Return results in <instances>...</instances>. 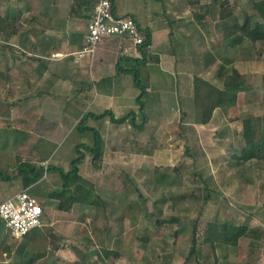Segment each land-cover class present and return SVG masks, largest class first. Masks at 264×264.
Here are the masks:
<instances>
[{"label":"rangeland","instance_id":"rangeland-1","mask_svg":"<svg viewBox=\"0 0 264 264\" xmlns=\"http://www.w3.org/2000/svg\"><path fill=\"white\" fill-rule=\"evenodd\" d=\"M178 1L118 0V9L146 8L150 13L156 6L162 7V19L165 18L163 15L172 18V9L176 10L181 4ZM194 1L185 0L188 10L186 19H190L191 14L194 18V11L200 9V4ZM229 1L234 12L231 21L243 22L245 12L258 16L252 7L253 0ZM200 2L212 6L209 17L205 22L193 20L185 24L192 35L179 38L180 43L176 45L175 53L183 55L178 65L184 73L178 75V69L173 72L165 66L162 68L164 71L156 72L152 95L165 99L162 102L165 104L146 110L148 120L144 132H140L142 140L132 137V126L131 133L128 132L131 140L128 143L130 180L124 173L125 200L122 210H119L121 213L110 218L113 222L111 230L108 229L110 234L102 230L107 222L103 216L104 208L97 210L89 206L87 213L83 214L85 208L77 206L72 209L69 218L54 220L56 228L66 223V237L58 240V235L49 233L45 236L47 241L35 248L38 264H94L98 260L99 248L110 244L121 253L117 259L120 264H264V232L243 236L236 246L217 242L213 249L206 241L205 231L209 222L246 224L264 230V156L241 165L236 162L233 155L239 154L244 144L243 124L239 120L230 122L220 108L215 109L207 124L197 123L199 110L194 101L193 75L220 85L221 81L215 75L217 65L224 58L232 60L233 64L226 66V70L234 65L247 73L252 81V88L239 94L235 112L242 119L253 117L255 126L261 131L264 128V51L259 54L257 44L248 39L231 45L224 39L223 29L219 26L218 17H215L220 9L218 0ZM259 20L264 21L262 18ZM214 59L212 65H207L208 60L212 62ZM152 66L151 70L160 67ZM141 77L145 81L146 74L142 70ZM175 98L179 102L175 103ZM7 115V109L0 106V170L11 176L20 135L16 136L13 131L18 124L6 121ZM92 138L91 132L71 128L53 147L54 163L62 160L60 166L64 167L65 161L77 157L75 146L81 142L90 143ZM138 148H145L148 152L144 163L138 160L141 157L133 155ZM9 151L13 153H5ZM23 159L27 162L35 160L27 155ZM50 172L51 177L58 174L54 169ZM53 181L51 178L49 181H38L31 188L41 203L49 191L62 186V180L57 186L49 184ZM23 186L22 177L14 179L9 185L5 183V187H0V200L10 191ZM175 194H186L187 197L174 203L172 196ZM57 210L54 201L48 204L43 227H49V216ZM81 214L85 216L83 230L77 227ZM156 216H177L179 221L158 227ZM196 220L198 258L187 260ZM5 226L0 218V227ZM41 230L38 228L32 233L39 234ZM112 230L116 234L112 235ZM108 239L111 240L109 244ZM115 239H118L117 243ZM61 248L65 250L58 254Z\"/></svg>","mask_w":264,"mask_h":264},{"label":"crops","instance_id":"crops-1","mask_svg":"<svg viewBox=\"0 0 264 264\" xmlns=\"http://www.w3.org/2000/svg\"><path fill=\"white\" fill-rule=\"evenodd\" d=\"M89 1L0 0V16L20 24V28L13 35L5 37L6 44L0 46V106L5 107L9 113L6 121H14L18 124L13 131L16 136L20 135V140L16 144L18 149L14 153L15 163L11 174V177H15L16 180L21 178L17 169L20 163L26 160L23 156L27 155L35 159L29 162H36L37 165L46 161L51 163L49 167L56 170L58 174L51 177V169H48L45 177L43 176L39 181H49L51 178L54 181L49 184L57 186L62 180L58 169L68 171L72 159L65 161L67 163L64 167L60 166L62 160L54 163L53 147L71 128L77 129V124L84 114H99L105 110H111L116 117H122L130 110L138 112L139 105L136 99L139 88L135 85L133 74L128 70H121L120 66H124L125 69L133 67V61L126 58H141L139 51L124 52L123 46L127 44L126 40L118 36L106 38L93 56L88 54L79 56L77 53L84 46V37L95 5ZM179 1L181 4L177 5L176 10L171 11L172 18L169 15H163L164 19L161 18L162 7L155 6L150 13L146 8L120 11L118 0L114 3L118 14L134 16L142 31L152 35L149 48L151 60L141 69L142 73L146 74L145 82L148 84V94L144 98L145 113L155 105L165 104H162L165 99L152 95L156 84V72L164 71L162 68L167 67L173 72L178 69L180 72L178 75L184 73L178 65L183 55L175 53L176 45L180 43L181 38H187L190 35L185 24L197 19L195 13L194 18L191 14L192 19H186L185 15L188 12L186 2ZM194 2L200 4V9L194 12L204 13L200 0ZM205 19L202 22H205ZM152 65L160 67L151 70ZM176 102H179L178 98H175ZM141 121V115L138 113L137 122ZM86 122H88L87 126L97 129L101 134L102 155L95 161L91 153L83 148L82 151L86 157L80 164L79 171L83 177L92 181L96 193L103 199V205L97 210L104 208L103 216L107 222L102 230L110 234L109 230L113 223L110 218L121 213L119 210H122L125 200L126 183H124L123 174L125 173L130 180L128 143L131 140L128 132L131 133L132 124L129 120L124 123H114L109 117L97 119L92 116ZM132 128L134 129L132 137L142 140L140 132H144L145 126L142 129L134 126ZM92 141L93 138L90 143L81 142L77 145L92 144ZM4 151L7 150L4 149ZM147 153L145 148H138L133 155L141 157L138 160L144 163ZM8 171L11 170L8 169ZM5 180L0 176V187H5V183L9 185L13 181ZM35 185L36 183L27 188L32 195L35 193L31 188ZM21 189L26 188L23 186ZM21 189L10 191L0 200V203L14 196ZM41 201L44 214L45 208H48V204H53V201L57 208V200L48 195ZM77 206L81 209L85 208L82 210L83 214L87 213L89 205L77 203L73 208ZM71 211L58 209L53 216H49V227H38L42 229L39 234L32 233L38 229L35 228L22 239L15 238L6 226L0 227V264H38L35 248L47 241L45 236L49 233L58 235V240L66 237V223H62L59 228L53 225L56 219L69 218ZM83 214L77 224V227L82 230L85 220ZM113 232L112 230V235L116 234ZM115 241L117 243L118 239ZM109 242H111L110 239L107 243ZM107 248L116 250L111 244ZM64 250L65 248L58 249V254ZM95 263L102 264L99 260ZM116 263L120 264L117 261Z\"/></svg>","mask_w":264,"mask_h":264},{"label":"trees","instance_id":"trees-1","mask_svg":"<svg viewBox=\"0 0 264 264\" xmlns=\"http://www.w3.org/2000/svg\"><path fill=\"white\" fill-rule=\"evenodd\" d=\"M97 1L98 0H90L89 2L95 4ZM218 2L220 3V9L218 13L215 14V17H218L219 26L223 29L224 39L229 41L231 45L241 44L244 39L251 40L257 44L258 53H263L264 21L259 20V18L264 20V0L252 1V7L255 9L258 16L245 12L243 22L230 20L231 18L233 19L234 12L229 0H218ZM211 7L212 6L209 4L201 5L204 13L196 11V19L202 22L211 12ZM131 17L134 18V16ZM18 28H20V24H17L14 21H8L0 16V33L5 34V36L3 34L5 42L1 43L0 46L6 44V38L13 35ZM144 38L145 40L143 44L138 46L141 58H126V60L133 61L134 66L131 68L125 69L124 66H120L121 70H128L133 74L135 85L140 90L136 99L139 105L138 112L130 110L128 114L122 117H116L111 110H105L99 114H84L80 118L77 124V129L81 132H91L93 134V141L92 144H79L76 146L78 155L72 159L71 167L68 171L58 169L63 182L62 186L52 190L48 196L57 200V208L61 211H71L77 203L89 205L97 209L104 203L101 196L96 193L92 181L83 177L79 171V166L86 157V154L82 151L83 148L91 153L95 161L102 155L101 148L103 140L101 134L97 129L87 126L86 120L90 116L97 119L109 117L114 123H124L126 120H129L132 126L136 128L142 129L145 126L147 115L145 113L146 105L144 98L148 94V84L143 81L141 77V66L147 64L151 60L149 48L152 43V35L144 32ZM213 62H215V59L212 60V62L208 60L206 63L207 65H212ZM231 64H233L232 60L224 58L223 61H220L217 65L215 75L220 79V85L194 74V101L199 110L196 119L197 123L207 124L210 122L216 108L222 109L230 122L238 120L242 121L244 144L240 153L233 155L236 162L241 165L253 159H261L264 156V128L260 131L258 127L255 126L253 117H245L242 119L241 116L235 112L237 109L239 94L248 92L252 88V81L247 73H243L234 65L226 70V66L229 67ZM138 113L142 118V121L139 123L137 122ZM48 169L52 168L48 165H37L29 161H23L20 163L17 173L22 177L25 185L24 187L27 189L37 183ZM0 176L4 179L11 178V176H5L1 171ZM136 190H139L137 186ZM186 197V194H175V196H172V199L174 203H177L178 201L185 200ZM178 221L179 218L177 216H169L167 218L160 216L155 217V224L158 227L165 226L168 223L175 224L178 223ZM197 226L196 220L193 224L192 247L187 260H190L192 257H195V259L198 258L199 245ZM260 232H264V230L262 231V229L258 227H249L246 224L209 222L205 235L206 241H209L211 247L215 249V244L217 242L236 246L239 244L241 237ZM175 234H177V231H175ZM97 257L102 264H117L116 261L121 257V253L117 250L101 247L97 252ZM77 264L88 263L79 262Z\"/></svg>","mask_w":264,"mask_h":264},{"label":"built area","instance_id":"built-area-1","mask_svg":"<svg viewBox=\"0 0 264 264\" xmlns=\"http://www.w3.org/2000/svg\"><path fill=\"white\" fill-rule=\"evenodd\" d=\"M115 0H98L93 6L87 32L84 37V46L77 53L93 56L98 46L108 37H123L126 53L138 51L143 44L144 32L138 22L129 15H120L114 8ZM5 39L0 33V44ZM43 165L47 166L48 161ZM44 208L38 198L28 189H21L14 196L0 203V217L12 235L22 239L35 228L43 226Z\"/></svg>","mask_w":264,"mask_h":264}]
</instances>
